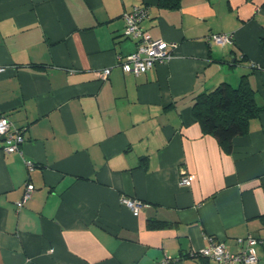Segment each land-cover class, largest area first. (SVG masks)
I'll return each mask as SVG.
<instances>
[{
	"label": "crops",
	"instance_id": "obj_1",
	"mask_svg": "<svg viewBox=\"0 0 264 264\" xmlns=\"http://www.w3.org/2000/svg\"><path fill=\"white\" fill-rule=\"evenodd\" d=\"M158 1L0 0V115L25 136L16 152L0 138V264H216L200 255L213 242L264 239V0ZM142 5V27L175 45L128 73L122 15ZM244 75L262 108L228 151L192 107Z\"/></svg>",
	"mask_w": 264,
	"mask_h": 264
},
{
	"label": "built area",
	"instance_id": "obj_2",
	"mask_svg": "<svg viewBox=\"0 0 264 264\" xmlns=\"http://www.w3.org/2000/svg\"><path fill=\"white\" fill-rule=\"evenodd\" d=\"M148 16V7L144 5L134 6L122 15L125 21L124 36L134 39L137 44L133 52L118 57L125 72L140 74L172 57V47L175 44L163 39H154L150 32L142 27V21ZM209 39L220 44L234 41L232 35L226 33H213ZM4 69L5 67H0V71ZM111 69V66H108L97 70L99 79L106 80L110 76ZM0 138L5 141L4 150L6 152L20 151V146L25 141L23 130L14 126L13 122L5 115H0ZM28 166L32 167V163L28 162ZM181 184H190V177L185 170L182 171ZM34 189L35 185L28 182L23 197L17 201L18 207L24 205ZM123 202L129 205L136 215L143 205V202L131 198H123ZM238 243L241 246L240 250L232 252L227 249L224 242L215 241L210 246L204 247L200 255L211 259L216 264L256 263L258 261L256 244H264V239L248 235L245 238H238Z\"/></svg>",
	"mask_w": 264,
	"mask_h": 264
},
{
	"label": "trees",
	"instance_id": "obj_3",
	"mask_svg": "<svg viewBox=\"0 0 264 264\" xmlns=\"http://www.w3.org/2000/svg\"><path fill=\"white\" fill-rule=\"evenodd\" d=\"M181 3L182 0L158 1L163 8H177ZM261 108L256 102L255 90L244 75L236 87L222 82L213 90L196 95L192 115L203 132L213 135L226 150L231 151L234 137L248 132L250 120Z\"/></svg>",
	"mask_w": 264,
	"mask_h": 264
}]
</instances>
